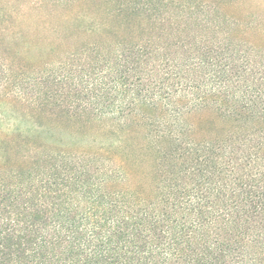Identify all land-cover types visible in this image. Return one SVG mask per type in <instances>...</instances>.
I'll return each mask as SVG.
<instances>
[{"label": "trees", "instance_id": "obj_1", "mask_svg": "<svg viewBox=\"0 0 264 264\" xmlns=\"http://www.w3.org/2000/svg\"><path fill=\"white\" fill-rule=\"evenodd\" d=\"M223 4L0 14V120L39 121L0 134V264H264V47Z\"/></svg>", "mask_w": 264, "mask_h": 264}, {"label": "rangeland", "instance_id": "obj_2", "mask_svg": "<svg viewBox=\"0 0 264 264\" xmlns=\"http://www.w3.org/2000/svg\"><path fill=\"white\" fill-rule=\"evenodd\" d=\"M33 1L36 0H0V14H14V16L20 14L22 17L24 16L21 21L22 24L25 25V28H28V26H31L32 22L35 21L34 18H37L38 13L41 12V14H44L45 11L54 9L50 6H46L42 10L33 9L30 7V3ZM222 7L228 15L231 23L229 25L233 31L235 41H241L245 47L248 45L264 47V0H224ZM63 8L64 7H60L58 9L62 10ZM80 14L82 13L80 12L79 15ZM17 20H21V18ZM50 23L51 21L48 20L47 25ZM28 30L29 29H27V31ZM4 120H0V134H12L16 129L22 132L31 131L32 134L34 133L32 127L39 123L37 120ZM35 134L36 133H34V135ZM65 140L67 141V138Z\"/></svg>", "mask_w": 264, "mask_h": 264}]
</instances>
